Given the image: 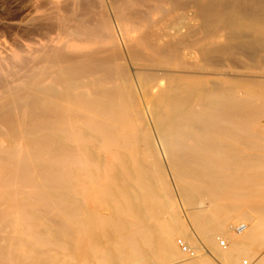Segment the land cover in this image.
Segmentation results:
<instances>
[{
    "label": "bare ground",
    "instance_id": "obj_1",
    "mask_svg": "<svg viewBox=\"0 0 264 264\" xmlns=\"http://www.w3.org/2000/svg\"><path fill=\"white\" fill-rule=\"evenodd\" d=\"M29 2L0 46V264H248L264 220L217 202L264 198L237 183L264 167V0Z\"/></svg>",
    "mask_w": 264,
    "mask_h": 264
},
{
    "label": "rangeland",
    "instance_id": "obj_2",
    "mask_svg": "<svg viewBox=\"0 0 264 264\" xmlns=\"http://www.w3.org/2000/svg\"><path fill=\"white\" fill-rule=\"evenodd\" d=\"M30 2H29V0L24 1V2L22 0H0V5L4 7V8L2 7V10L0 8V42L2 41L0 43V46H2L3 44L9 46V45H11V43L13 44L15 41L17 42L18 40H22V38H20L22 31L18 30V28L13 27L11 24L30 20L32 18V16H34V12L29 13L31 11V9L29 7L32 6V5H28ZM27 5H28V7H26ZM28 9L30 11H28ZM9 25H11V26H9ZM15 38H18V40L17 39L15 40ZM10 41H13V42H10ZM261 74L264 75L262 69H260V73L256 74V76L261 75ZM263 122H264V117L262 116L258 120L257 124L263 125L264 124ZM260 147H261V149L258 148V149L253 150V151L257 154H262L264 156V145H262ZM167 174H168L169 181L173 185L176 182V178H177V177H175L176 176L175 173H172V172L167 170ZM249 176L254 177L255 182L260 181L259 177L264 176V167H245L241 171L240 178L237 182L238 185L242 186L246 182L247 177H249ZM256 179H258V180H256ZM187 190L191 194L196 195L194 193V191L191 189V187H188ZM180 196H181V193L180 194L177 193L175 195L174 203L176 202L175 206H177L176 208H177V211L179 212V214L181 216L186 217V219H188V214L190 212H199V210L206 212V210H208V209L210 210V208H208V207L211 204V199H209V198L207 199V197L201 199L202 200L201 203H197L196 205L193 204L190 206V205H186L183 202V200H181L182 197H180ZM260 196H258V194H256L255 196H253L251 198L239 196L238 198L235 197V198L230 199V200L228 199V201H225L224 200L225 198H224L223 199L224 201L221 200L220 201L221 203L217 202V204H220V205L227 204V203L233 204V205L237 204L238 207H241L240 208L241 211L246 213L250 219V220L245 221L244 223H249L255 227L256 224L258 223L257 222L258 220H260V221L264 220V218L262 217L263 214L260 212V209L262 207L264 208V198L263 197L261 198ZM229 201H230V203H229ZM209 210L205 214H209ZM102 211L105 212L104 209ZM220 216L224 220L227 219V222L230 220L228 217H225L226 215H224L222 212H220ZM255 228H256V232H258V233H260L261 231H264V227H263V229H261L262 227H255ZM235 237L238 238V236H236V235H235ZM178 240H180V238H179V236H176L175 241H178ZM224 241H225V244H227V241L226 240H224ZM252 242L254 243L252 250L248 253V256H242L241 259L247 261L248 264L251 263L252 261H255V262L260 261L261 264H264V238L263 237H256V235H255ZM177 246H178V244H177ZM150 260H152L154 264H161V263L155 261L152 257L150 258Z\"/></svg>",
    "mask_w": 264,
    "mask_h": 264
},
{
    "label": "built area",
    "instance_id": "obj_3",
    "mask_svg": "<svg viewBox=\"0 0 264 264\" xmlns=\"http://www.w3.org/2000/svg\"><path fill=\"white\" fill-rule=\"evenodd\" d=\"M263 73H264V69H263ZM241 231V230H240ZM177 244H178V246L184 251V252H187V253H189L190 255H192V252L186 247V245L181 241V240H178L177 241ZM220 245L221 246H225L226 244H225V241L224 240H222L221 242H220ZM244 264H247L246 262H244Z\"/></svg>",
    "mask_w": 264,
    "mask_h": 264
}]
</instances>
